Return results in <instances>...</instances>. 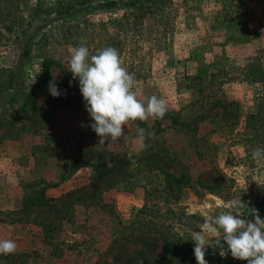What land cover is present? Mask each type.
Wrapping results in <instances>:
<instances>
[{"label": "rangeland", "instance_id": "1", "mask_svg": "<svg viewBox=\"0 0 264 264\" xmlns=\"http://www.w3.org/2000/svg\"><path fill=\"white\" fill-rule=\"evenodd\" d=\"M107 1L0 0L4 121L16 111L8 98L17 70L23 88L39 84L49 57L59 64L50 67L52 81L66 90L53 97L39 89L35 114L0 126V239L17 244L0 264H157L161 243L147 230L150 219L168 224L191 253L185 239L204 213L226 210L218 201L240 197L245 216L255 208L264 219V161L251 156L264 149V0ZM81 39L92 54L116 48L137 95L165 99L166 115L130 121L126 140L99 144L81 127L91 118L68 71ZM138 128L154 136L137 156ZM162 171L185 173L187 183L166 194ZM228 256L209 247L205 259L226 264Z\"/></svg>", "mask_w": 264, "mask_h": 264}, {"label": "clouds", "instance_id": "2", "mask_svg": "<svg viewBox=\"0 0 264 264\" xmlns=\"http://www.w3.org/2000/svg\"><path fill=\"white\" fill-rule=\"evenodd\" d=\"M68 64L73 80L78 78L85 109L91 118L89 124L82 122L81 127L91 128L99 137V144L109 140L116 142L119 138L126 140L124 126L130 121L162 119L168 111L165 99L156 95L141 99L137 95L135 74L123 66L119 51L114 47L97 49L92 54L81 39L79 46L72 49ZM48 91L53 97L66 95V90L59 89L51 80ZM153 136L154 132L138 128L137 156L150 147L146 141ZM251 156L253 160L264 161V149H253ZM246 206L239 197L227 203L218 201L217 207L225 211L203 214L199 231H191L185 239L194 242L197 264H208L205 256L209 247L218 250L221 257L230 253L234 259L245 260L247 264H264V219L255 208H250L249 213L253 219H246L249 214L245 216L242 211ZM16 249L14 240L0 239V255L13 254Z\"/></svg>", "mask_w": 264, "mask_h": 264}, {"label": "trees", "instance_id": "3", "mask_svg": "<svg viewBox=\"0 0 264 264\" xmlns=\"http://www.w3.org/2000/svg\"><path fill=\"white\" fill-rule=\"evenodd\" d=\"M105 5L113 6L115 5V2L113 0L107 1ZM29 53L30 51L28 48L23 50V56H26ZM52 64L59 65L58 62L54 61L53 59L49 57H44L41 62L40 83L34 84L30 87L27 86L28 88L26 87L23 88V83H24L23 76L20 70H17L16 77L19 84L16 93L19 94V98L16 93L12 94L8 98L9 103H13V102L17 103L16 111L14 112V114H12V116L8 120H6V122L4 121V115H0V126L7 125L11 127L16 121L22 120L27 116L36 113L37 110L35 103L36 93L39 89L46 90L48 88L49 81L50 80L52 81V75L50 72V67ZM14 78L15 76L13 77L12 75H10L9 84L6 85L8 89L12 87ZM1 94H2V90H0V95ZM216 102L213 104L212 107L216 105ZM173 121H175L174 118ZM162 173H163V177L160 180V184L162 186L161 191L165 192L166 194H171L174 188L180 189L182 185L187 183L185 173L179 174L178 176H173L163 171ZM145 210H146V206L143 205L142 209L139 211L141 214L142 213L148 214L146 213ZM150 220H148V222H145V224L148 226L147 230L150 231L152 230L155 233H157L161 243L162 254L157 264H181L182 262L186 263L187 260L190 258H195L194 253H191L192 246L188 244V242L186 243L182 242V238L178 234L170 232L168 228L169 226L168 224H164V223L156 224L154 223L153 219ZM232 259H233L232 256H228V260L226 261V264H230ZM208 264H213L210 259H208Z\"/></svg>", "mask_w": 264, "mask_h": 264}]
</instances>
